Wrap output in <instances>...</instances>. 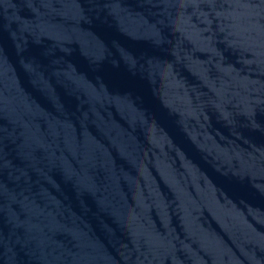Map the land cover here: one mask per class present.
<instances>
[{
	"label": "water",
	"instance_id": "obj_1",
	"mask_svg": "<svg viewBox=\"0 0 264 264\" xmlns=\"http://www.w3.org/2000/svg\"><path fill=\"white\" fill-rule=\"evenodd\" d=\"M0 264H264V0H0Z\"/></svg>",
	"mask_w": 264,
	"mask_h": 264
}]
</instances>
